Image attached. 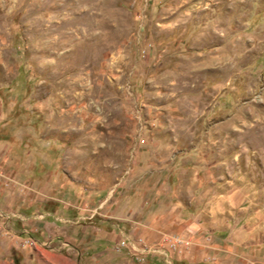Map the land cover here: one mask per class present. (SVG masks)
<instances>
[{
    "label": "rangeland",
    "instance_id": "1",
    "mask_svg": "<svg viewBox=\"0 0 264 264\" xmlns=\"http://www.w3.org/2000/svg\"><path fill=\"white\" fill-rule=\"evenodd\" d=\"M0 264H264V0H0Z\"/></svg>",
    "mask_w": 264,
    "mask_h": 264
}]
</instances>
